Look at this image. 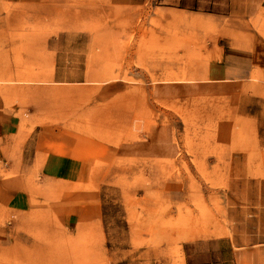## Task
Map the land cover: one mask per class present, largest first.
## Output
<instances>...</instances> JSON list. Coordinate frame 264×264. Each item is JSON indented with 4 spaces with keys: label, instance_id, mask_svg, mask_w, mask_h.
Listing matches in <instances>:
<instances>
[{
    "label": "rangeland",
    "instance_id": "obj_1",
    "mask_svg": "<svg viewBox=\"0 0 264 264\" xmlns=\"http://www.w3.org/2000/svg\"><path fill=\"white\" fill-rule=\"evenodd\" d=\"M0 105L33 194L0 264H192L264 211V0H0Z\"/></svg>",
    "mask_w": 264,
    "mask_h": 264
},
{
    "label": "crops",
    "instance_id": "obj_2",
    "mask_svg": "<svg viewBox=\"0 0 264 264\" xmlns=\"http://www.w3.org/2000/svg\"><path fill=\"white\" fill-rule=\"evenodd\" d=\"M0 105V172L2 168L21 166L25 161L26 141L17 138L16 120ZM149 143H121L119 155L145 156L152 153ZM235 156H231V165ZM49 166L48 163L45 164ZM6 187V188H5ZM3 191V192H2ZM6 183L0 179V242L7 239L8 211L32 208L33 194L9 198ZM230 234L210 237L206 241L186 242L184 254L192 264H264V211H237L228 208Z\"/></svg>",
    "mask_w": 264,
    "mask_h": 264
}]
</instances>
